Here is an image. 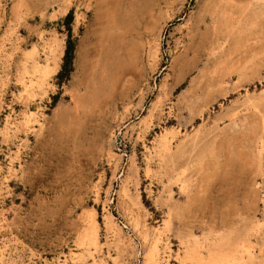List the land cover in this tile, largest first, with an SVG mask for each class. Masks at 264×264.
<instances>
[{
  "label": "rangeland",
  "instance_id": "374dc122",
  "mask_svg": "<svg viewBox=\"0 0 264 264\" xmlns=\"http://www.w3.org/2000/svg\"><path fill=\"white\" fill-rule=\"evenodd\" d=\"M224 256L264 264V0H0V264Z\"/></svg>",
  "mask_w": 264,
  "mask_h": 264
},
{
  "label": "bare ground",
  "instance_id": "6f19581e",
  "mask_svg": "<svg viewBox=\"0 0 264 264\" xmlns=\"http://www.w3.org/2000/svg\"><path fill=\"white\" fill-rule=\"evenodd\" d=\"M38 65V64H37ZM36 66V65H35ZM34 70H36V69H34ZM42 71V70H41ZM41 84V83H40ZM25 85V84H24ZM26 85H28V84H26ZM33 85V84H32ZM33 87V86H32ZM32 87H30L29 86V88H32ZM39 87V86H38ZM25 88V87H24ZM25 90V89H24ZM31 92V91H30ZM32 95V94H31ZM28 103V102H27ZM13 113V112H12ZM31 113V112H30ZM26 114V113H25ZM32 114H34L33 112L31 113V114H29L28 113V115H25V116H27L26 118H25V121H24V126H25V128L26 129H28L29 127H30V123L33 121V119H32ZM23 119H24V117H23ZM16 130V129H15ZM163 145V144H162ZM170 147V146H169ZM169 147H168V145L166 144L165 145V148H163V149H168L169 150ZM165 150V151H166ZM167 150V151H168ZM166 151V152H167ZM172 152V151H171ZM163 157V156H162ZM172 157V156H171ZM241 245V244H240ZM239 247V246H238ZM237 247V248H238ZM241 247H243V245L241 246ZM240 247V248H241ZM236 248V249H237ZM242 249V248H241ZM235 250V249H234ZM234 250H233V252H234ZM193 251V250H192ZM236 251V250H235ZM245 251H246V249H245ZM232 252V253H233ZM239 253H240V251L238 252V255H239ZM245 253H248L247 251L245 252ZM241 255H242V253H240ZM233 255V254H232ZM235 255V254H234ZM233 255V256H234ZM248 255H250V253H248ZM218 256H221V255H218ZM229 256V255H228ZM231 256V255H230ZM244 256V255H243ZM214 257V256H213ZM225 257V256H224ZM237 257V256H236ZM245 257V256H244ZM251 257H252V255H251ZM212 258V257H211ZM231 258V257H230ZM234 258V257H233ZM237 258H239V257H237ZM241 258V257H240ZM239 258V259H240ZM248 258L250 259V256H248ZM242 259H243V257H242ZM242 259L241 260H239V262L240 261H242ZM232 260V259H231ZM231 260L228 258L227 259V257H225V258H222V259H220L219 261L218 260H215L214 258L212 259V261H211V264H232V262H231ZM244 260H245V258H244ZM253 260V259H252ZM250 261V260H249ZM202 262V261H201ZM201 262H199V263H201ZM205 263V262H204ZM237 263V262H236ZM235 263V264H236ZM243 263H246V261L245 262H243ZM243 263H241V264H243ZM198 264V263H197ZM238 264V263H237ZM247 264V263H246Z\"/></svg>",
  "mask_w": 264,
  "mask_h": 264
},
{
  "label": "trees",
  "instance_id": "16d2710c",
  "mask_svg": "<svg viewBox=\"0 0 264 264\" xmlns=\"http://www.w3.org/2000/svg\"><path fill=\"white\" fill-rule=\"evenodd\" d=\"M71 18V13L69 12L67 15H66V19L69 20ZM72 43H71V40H70V37L68 38L67 40V47H66V50H65V60H64V66L63 67H70V64H71V60H72ZM61 74V73H59Z\"/></svg>",
  "mask_w": 264,
  "mask_h": 264
}]
</instances>
